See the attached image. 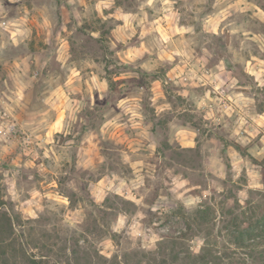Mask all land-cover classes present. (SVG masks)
<instances>
[{
  "label": "rangeland",
  "instance_id": "374dc122",
  "mask_svg": "<svg viewBox=\"0 0 264 264\" xmlns=\"http://www.w3.org/2000/svg\"><path fill=\"white\" fill-rule=\"evenodd\" d=\"M0 264H264V0H0Z\"/></svg>",
  "mask_w": 264,
  "mask_h": 264
},
{
  "label": "trees",
  "instance_id": "16d2710c",
  "mask_svg": "<svg viewBox=\"0 0 264 264\" xmlns=\"http://www.w3.org/2000/svg\"><path fill=\"white\" fill-rule=\"evenodd\" d=\"M225 163H226V166H227V167H229V164H230V163H229L228 161H227V162H225Z\"/></svg>",
  "mask_w": 264,
  "mask_h": 264
}]
</instances>
